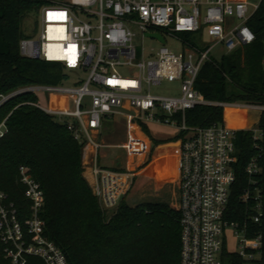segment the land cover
<instances>
[{"label": "built area", "instance_id": "built-area-1", "mask_svg": "<svg viewBox=\"0 0 264 264\" xmlns=\"http://www.w3.org/2000/svg\"><path fill=\"white\" fill-rule=\"evenodd\" d=\"M32 1L37 5L33 15L35 22L41 21V30L38 36L30 34L20 41L21 54L31 59L61 62L66 71H88V76L79 87L34 85L10 95L38 89L72 94L73 110L33 104L66 125L77 141L93 144L96 149L103 144L93 132L102 128L104 119L127 111H130V132L125 144L128 152L144 150L134 135L137 127L154 122L175 128L181 139L180 264H223L228 231L234 235L237 246L230 252L259 264L264 235L256 232L248 237V221L260 225L264 219V187L257 179L262 173L259 160L264 153V147H260L264 129L258 126L249 129L259 153L245 167L249 181L241 200L249 204L248 214L243 221H230L225 214L236 180L233 165L237 161L238 129L224 121L210 126H188L186 112L197 105L212 104L195 86L202 66L214 59L211 51L215 45L221 44L228 53L255 39L248 21L264 8V0L257 3L248 0ZM132 26L162 43L161 47L152 48L147 57L143 52L139 55ZM148 33L161 34L164 42ZM166 36L179 39L183 50L175 52L166 46ZM200 42H206L203 48L198 47ZM163 81H178L179 93L160 95L150 91ZM86 96L90 98V107L83 103ZM217 104L223 108L264 111V105ZM94 174L92 191L101 207L112 215L121 197L130 192L137 172L97 165ZM20 176L30 201V213L20 218L13 202L0 190V260L27 264L30 257H37L44 264H69L63 251L44 235L45 222L40 216L44 193L39 182L27 174L24 166L20 167Z\"/></svg>", "mask_w": 264, "mask_h": 264}, {"label": "trees", "instance_id": "trees-1", "mask_svg": "<svg viewBox=\"0 0 264 264\" xmlns=\"http://www.w3.org/2000/svg\"><path fill=\"white\" fill-rule=\"evenodd\" d=\"M36 9L32 0H0V96L34 85H59L67 76L61 62L31 59L20 52V41L30 36L23 23ZM248 26L255 35L250 44L202 66L195 86L212 104L188 110V126L222 123L224 108L219 102L264 105V8L250 18ZM33 103L37 104L36 94L22 92L0 106V125H5L0 136V190L13 202L20 218L30 213L26 187L20 180V167L24 166L44 193L40 212L44 235L63 251L69 264H180V206L163 201L131 205L125 200L128 193L117 211L108 215L83 175L85 143ZM235 112L227 108L226 120L241 127L243 121L232 118ZM258 127L264 129V112ZM143 129L148 132L146 126ZM235 149L236 180L225 218L243 221L249 211V204L241 200L249 181L245 167L259 153L251 130L236 131ZM259 161L262 173L257 179L264 187V153ZM256 232L264 235V219L260 225L248 221V237ZM222 259L223 264L248 262L226 245ZM258 263L264 264V247ZM0 264L11 263L2 259ZM27 264L44 262L30 257Z\"/></svg>", "mask_w": 264, "mask_h": 264}, {"label": "crops", "instance_id": "crops-1", "mask_svg": "<svg viewBox=\"0 0 264 264\" xmlns=\"http://www.w3.org/2000/svg\"><path fill=\"white\" fill-rule=\"evenodd\" d=\"M225 52V51H224ZM227 53V52H225ZM73 98V103H74ZM227 108H224V112ZM235 115H232L234 120L236 118H241L243 121L242 127H237V129H250L252 127L247 126V113L250 110H258L260 112L259 120L261 117L262 111L259 108H251V109H235ZM129 112L127 111L123 115L129 121ZM238 116V117H237ZM110 119H104L102 128L99 131H94L93 135L98 140H101L102 147L100 149H96L93 144H87L83 147V175L89 183L90 187L93 188V185L96 180V176L94 174V168L99 165L101 167L109 168V169H126V170H135L137 172V178L142 179V187L139 195L137 197H133L131 200V205H136L145 201H153V202H168L170 205L178 207L179 205V185H180V150H181V139L177 133V130L173 127L170 132L160 131L158 128V134L151 133V124L159 123H147L140 127H137L134 130V135L140 139L141 148L144 149L142 152H128L127 151V164L126 166L117 167L118 163L114 165H106L100 162V159H110L111 155L108 152H101L102 149L113 148V147H125L126 142L114 145L111 143H107L103 139V133L108 130V121ZM240 120V119H238ZM258 120V121H259ZM226 124H229L226 120V116L224 115V120ZM245 122V123H244ZM143 126H146L148 132H145ZM236 128V127H235ZM175 147L174 151H170L166 156L165 154L161 155V153L165 151H169L170 148ZM161 152V153H160ZM102 153V154H101ZM174 155V156H173Z\"/></svg>", "mask_w": 264, "mask_h": 264}, {"label": "rangeland", "instance_id": "rangeland-1", "mask_svg": "<svg viewBox=\"0 0 264 264\" xmlns=\"http://www.w3.org/2000/svg\"><path fill=\"white\" fill-rule=\"evenodd\" d=\"M250 3H257L259 0H248ZM23 29L28 34H34L36 33V36L39 35L41 30V21L38 20L35 22V16L29 15L24 23H23ZM133 31L135 32L134 37V44L137 46V50L139 55L144 54L145 57L149 55V52L151 49H159L161 47V44L159 41L154 40L152 38L146 37L143 35V33L138 29L136 26H132ZM184 35H181L183 37ZM207 39V38H206ZM204 43H198L199 48H203ZM210 44V43H209ZM207 44L206 46H208ZM166 46H168L171 50L175 52H180L183 50V45L181 41L177 38L166 36ZM224 48L221 44H217L213 47L211 51V55L214 59L219 60L221 56L224 54ZM66 76L65 79L62 80V82L59 83V86L61 87H79L81 86L87 79L88 71H80L78 73L75 72H68L65 70ZM179 82H173L169 83L167 81H163L160 85L152 86L150 91L154 94H160V95H176L179 93ZM147 90V88H145ZM37 96V104H39L42 107H46L49 109H63V110H73L74 109V103L73 98L74 96L70 93H63V92H48L46 90L38 89L35 92H33ZM6 96H0V101L5 98ZM83 103L87 105V107H90V98L84 97ZM224 115L226 116V111L224 112ZM260 112L258 110H250L247 113V126L252 127L255 124H258ZM74 120V119H73ZM108 121V130L103 133V139L107 143H111L114 145H119L127 141L128 135L130 132V127L127 119L123 117V115H117L114 118H111ZM245 123V122H244ZM232 126V125H229ZM234 127V126H232ZM254 127H257L255 125ZM151 133L157 135L158 128L159 130L163 132H170L172 128L167 125H158V124H151ZM237 128V127H236ZM241 128V127H240ZM5 131V125H0V132ZM175 147L170 148V150L165 151L161 153V155L165 154V156L170 152H175ZM104 151L108 152L109 155H111L110 159H100V162L102 164L106 165H114L115 163H118L117 167L126 166L127 164V151L125 147H113V148H107L102 149L101 152L104 153ZM101 153V154H102ZM174 156V155H173ZM142 179L137 178L134 181V184L129 192V194L125 197V200L131 204V200L133 197H137L141 191L142 187ZM226 247L229 251H235L237 249L234 235L228 231L227 233V240H226ZM246 264H255L254 262H247Z\"/></svg>", "mask_w": 264, "mask_h": 264}, {"label": "water", "instance_id": "water-1", "mask_svg": "<svg viewBox=\"0 0 264 264\" xmlns=\"http://www.w3.org/2000/svg\"><path fill=\"white\" fill-rule=\"evenodd\" d=\"M149 36H152V37H155V38H158L161 42H164V39L163 37L161 36V34L159 33H148ZM14 95H9L5 98H3L1 101H0V106L8 99H10L11 97H13ZM123 199V197H121V200Z\"/></svg>", "mask_w": 264, "mask_h": 264}, {"label": "bare ground", "instance_id": "bare-ground-1", "mask_svg": "<svg viewBox=\"0 0 264 264\" xmlns=\"http://www.w3.org/2000/svg\"><path fill=\"white\" fill-rule=\"evenodd\" d=\"M231 109L234 110V111H236V110L233 109V108H231ZM233 115L236 116L235 113H233ZM237 117H238V116H237ZM236 119L238 120V119H241V118L238 117V118H236ZM232 126H234V125H232ZM234 127H236V126H234ZM241 127H242V126H241Z\"/></svg>", "mask_w": 264, "mask_h": 264}]
</instances>
